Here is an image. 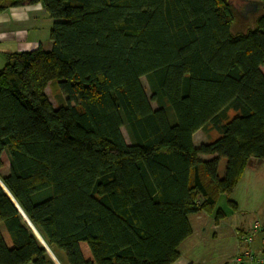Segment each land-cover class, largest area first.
<instances>
[{
    "label": "trees",
    "instance_id": "obj_1",
    "mask_svg": "<svg viewBox=\"0 0 264 264\" xmlns=\"http://www.w3.org/2000/svg\"><path fill=\"white\" fill-rule=\"evenodd\" d=\"M242 1L0 0L52 19L50 49L0 70V264L178 258L189 216L264 159V0L237 31Z\"/></svg>",
    "mask_w": 264,
    "mask_h": 264
},
{
    "label": "crops",
    "instance_id": "obj_2",
    "mask_svg": "<svg viewBox=\"0 0 264 264\" xmlns=\"http://www.w3.org/2000/svg\"><path fill=\"white\" fill-rule=\"evenodd\" d=\"M245 3L242 1V4ZM32 11L39 12L41 15L36 20L51 19L41 4L9 7L0 13V41L12 37L15 32L19 33V30L7 31L9 27L11 28L9 24L24 21L22 24L26 26ZM29 31L25 32L29 33ZM19 43H21L19 50L9 52L25 51L24 49L33 45L25 37H22ZM196 133L194 143L198 146L205 141L197 144ZM211 157L213 156H202L203 159ZM225 166L226 164H222L224 170ZM218 210L222 212L220 217L216 216ZM189 221L191 232L178 245L179 256L171 264H233L232 258L247 247H251L257 254L264 257V230L255 234L251 246L240 239L243 233L252 230L255 221L264 222V159L250 157L231 193L221 194L213 210L203 209L193 213L189 216Z\"/></svg>",
    "mask_w": 264,
    "mask_h": 264
},
{
    "label": "rangeland",
    "instance_id": "obj_3",
    "mask_svg": "<svg viewBox=\"0 0 264 264\" xmlns=\"http://www.w3.org/2000/svg\"><path fill=\"white\" fill-rule=\"evenodd\" d=\"M9 13L10 11L7 10ZM257 13V10L255 11H247L245 12L244 10V4H239V6L237 7V18H236V23L234 24V30H244L247 27L251 26L253 24L255 15ZM40 13H34L33 11L31 12V17L27 19L26 21V26H24L25 24H22L24 21H19V23H13V24H9L11 26V28L9 27V29L7 31H16L19 30V33H16L4 40V41H0V70H2L4 64L7 61L6 58V52L12 51V50H19V45L21 43L20 39H22V37H25L26 39H29L30 42H32L33 45H31L32 47L28 48V49H24V50H32L34 49L36 46H39L41 43V45L43 46V48L45 49H50L51 47V39H50V26L52 24V19H43L40 18L39 20L38 17H40ZM18 22V21H17ZM30 30V31H29ZM25 31H29V33L25 32ZM6 33V32H5ZM262 70L264 72V65L262 66ZM142 84L148 94V96H151V91L149 88V84L147 82L146 77H142L141 78ZM47 94L49 96V99L52 103V105L54 107H57L59 104V100L63 99L62 94L60 93V91L56 88L55 85H50L47 88ZM152 105L154 107H156V103L152 101ZM234 111H229V115L233 116L234 115ZM123 134L126 138V140L129 142L130 141V137L128 134V131L125 127L122 128ZM217 136L216 131L214 130H210L207 131V129H200L197 131L196 135H195V140L196 143L199 144L201 141H205L207 142L208 140L214 138ZM222 164H226V159L222 158L221 159V163H220V175H223L224 172V168L222 167ZM8 169H9V163H8V158L6 156V154L4 155V166L1 169V175H6L8 173ZM7 237V236H6ZM50 253L52 254L53 258L55 259V261L57 262V264H60L58 262V259L55 257V255L50 251Z\"/></svg>",
    "mask_w": 264,
    "mask_h": 264
},
{
    "label": "built area",
    "instance_id": "obj_4",
    "mask_svg": "<svg viewBox=\"0 0 264 264\" xmlns=\"http://www.w3.org/2000/svg\"><path fill=\"white\" fill-rule=\"evenodd\" d=\"M264 230V222L255 221L252 230L248 233H243L240 239L247 245L251 246L254 241V236L258 231ZM233 264H264V257L257 254L251 247H247L241 253L236 254L232 258Z\"/></svg>",
    "mask_w": 264,
    "mask_h": 264
},
{
    "label": "water",
    "instance_id": "obj_5",
    "mask_svg": "<svg viewBox=\"0 0 264 264\" xmlns=\"http://www.w3.org/2000/svg\"><path fill=\"white\" fill-rule=\"evenodd\" d=\"M246 3V12L249 10H258L259 9V4L256 1H252V0H247L245 1ZM1 182V180H0Z\"/></svg>",
    "mask_w": 264,
    "mask_h": 264
},
{
    "label": "flooded vegetation",
    "instance_id": "obj_6",
    "mask_svg": "<svg viewBox=\"0 0 264 264\" xmlns=\"http://www.w3.org/2000/svg\"><path fill=\"white\" fill-rule=\"evenodd\" d=\"M244 10H245V12H246V4H244ZM249 11H253V10H249Z\"/></svg>",
    "mask_w": 264,
    "mask_h": 264
}]
</instances>
